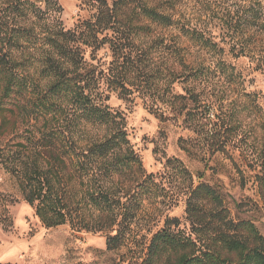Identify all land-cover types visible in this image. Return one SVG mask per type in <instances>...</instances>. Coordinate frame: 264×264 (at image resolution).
Listing matches in <instances>:
<instances>
[{
  "label": "trees",
  "instance_id": "obj_1",
  "mask_svg": "<svg viewBox=\"0 0 264 264\" xmlns=\"http://www.w3.org/2000/svg\"><path fill=\"white\" fill-rule=\"evenodd\" d=\"M81 1L93 13L65 28L58 0H0V170L45 227L101 233L107 251L124 244L157 191L165 192L168 207L182 201L183 218L165 216L140 264H264V237L255 226L232 220L218 192L195 184L177 158L166 157L159 180L146 172L124 115L107 103L110 92L126 97L144 88L154 51L171 58V83L188 84L169 103L186 117L201 104L195 88L205 91L212 78L233 69L226 55L244 57L264 73V0ZM167 30L175 34L168 37ZM102 48L108 60L97 57ZM192 52L208 61L192 59ZM255 97L215 115L212 151L245 150L233 141L232 117L257 108ZM254 158L264 170V142ZM179 174L189 183L171 190ZM255 177L264 195V173ZM16 201L0 193L4 226Z\"/></svg>",
  "mask_w": 264,
  "mask_h": 264
},
{
  "label": "rangeland",
  "instance_id": "obj_2",
  "mask_svg": "<svg viewBox=\"0 0 264 264\" xmlns=\"http://www.w3.org/2000/svg\"><path fill=\"white\" fill-rule=\"evenodd\" d=\"M58 3L61 7L59 19L65 28H72L93 13L81 0H58ZM165 33L168 37L175 34L171 30ZM150 39L144 38L143 45L149 44ZM106 54V49L102 48L97 57L106 59ZM162 54L155 51L149 54L150 60L146 62L150 80L144 88L126 97L110 92L108 105L124 115L128 138L147 173H158L159 180L166 171L163 168L166 157L177 158L195 184L206 183L218 192L232 220L252 223L264 237V195L255 177V173L262 175L264 170L256 168L254 160L264 142L261 127L264 121V73L253 71L244 57L226 55L224 59L233 69H225L224 73L212 78L205 91L203 86L195 88L201 104L186 117L176 102L169 103L172 94L184 93V86L188 84L171 83L172 60L166 53ZM191 54L192 59L208 61V55ZM247 93L252 97H247ZM253 94L257 108L235 113L231 123L235 126L233 141L237 139L245 150L240 152L227 147V152L212 151L208 145L212 141V132L208 131L212 121L217 119L215 115H222V110L233 106L239 110L244 102L250 104ZM220 100L224 103L222 108L219 107ZM193 105L194 102L188 101V107ZM162 180H168L166 175ZM189 180L186 175L179 174L173 177L170 189H186ZM0 193L11 194L17 199L8 206L9 223L4 226L0 222V264H140L147 240L163 226L165 216L183 218L185 208L182 201L168 207L166 196L163 198L165 192L157 191L145 201L124 244L107 251L105 236L101 233L76 232L67 225L45 227L32 206L20 198L15 181L2 170Z\"/></svg>",
  "mask_w": 264,
  "mask_h": 264
}]
</instances>
